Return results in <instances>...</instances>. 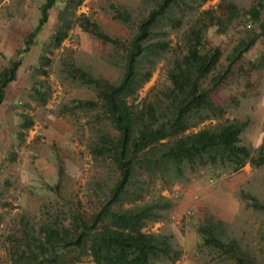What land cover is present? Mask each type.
<instances>
[{"label": "rangeland", "instance_id": "obj_1", "mask_svg": "<svg viewBox=\"0 0 264 264\" xmlns=\"http://www.w3.org/2000/svg\"><path fill=\"white\" fill-rule=\"evenodd\" d=\"M43 1L0 0V67L8 65L11 59L19 60V73L26 79V88L36 85L42 94L39 97L30 93L33 102V98L42 102V109L40 114L32 115L38 122L36 131L30 133L26 129L24 136L17 139L24 142V137L32 135L25 143V154L19 158L20 153L15 152L23 142H10L8 154L0 157V264H26L29 249L22 237L23 226L33 234L46 223L57 222L59 227H69L77 212L89 218L109 195L118 177L116 166L108 157L93 156L90 149L100 134L115 137L118 131L104 112L96 88L69 70L81 68L95 78L110 82L118 80L123 71L126 43L133 35L137 21L151 6V3H142L141 0H80L78 4L77 0H56L49 10L48 20L36 33L34 44L17 56L16 51L23 46L24 38L38 22ZM253 2L261 0H185L174 6L173 15L180 22L170 26L161 20L157 26L159 34L154 38L167 41L168 48L158 56L141 58L140 69L149 75L127 97L129 104L134 109L142 108L144 104L155 102L161 92L170 87L167 69L183 50V36L198 16L211 18L213 22L224 21L223 33H216V26L210 23L203 31L202 39L205 43L220 46L221 55L212 73L226 68L239 39L259 31L258 23L248 21L243 13ZM230 3L236 5L238 14L228 21ZM123 8L129 11V24L113 18L116 10ZM207 9L210 10L209 15L203 13ZM82 15L96 21L119 43L115 46L84 31L77 20ZM65 19L68 20L66 36L55 43L56 32L63 27ZM260 19L264 20V9ZM263 48L264 38L230 66L222 84L208 92L213 105L222 108L221 115L207 119L187 132L225 119L238 117L239 120L251 121L250 111L241 99L248 92H258L264 85V67L256 66L258 52ZM210 76L199 81L202 90L211 87ZM19 99L22 104L27 103V97ZM263 137L264 129L259 145ZM22 161L26 162L24 167ZM201 177H207L217 186H222L227 179L238 183L234 195L240 210L230 222L221 221V238L236 239L251 261L264 264V211L253 208L250 200V196H254L264 204V165L253 167L246 163L235 171L228 167H197L192 171L185 169L184 176L179 179L172 178L171 174L161 177L158 173H148L137 167L122 201L116 207L147 203L155 196L163 195L164 190L172 192L173 186ZM160 213L161 217L147 221L143 230L168 234L172 241L171 224L175 218L171 215V202ZM192 217L193 212L189 208L184 211L180 223L190 225ZM208 219L220 221L211 215ZM173 246L179 253V260L186 255L180 264H236L229 255L212 245H202V240L197 242V238L195 247L189 252L179 249L175 237ZM64 259L67 264H96L87 252L66 253ZM175 259L167 261L168 264H174ZM44 264L51 263L45 261Z\"/></svg>", "mask_w": 264, "mask_h": 264}, {"label": "trees", "instance_id": "obj_2", "mask_svg": "<svg viewBox=\"0 0 264 264\" xmlns=\"http://www.w3.org/2000/svg\"><path fill=\"white\" fill-rule=\"evenodd\" d=\"M55 2H42L38 22L24 38L23 46L16 51L17 56L28 51L34 44L36 33L48 20L49 10ZM79 2L77 0L76 4ZM141 2L151 3V6L137 21L133 35L126 43L123 71L118 80L110 82L95 78L81 68L73 67L69 70L96 88L104 112L118 131L115 137L100 134L90 149L95 157H108L116 166L118 177L102 206L89 218L77 212L69 227H59L57 222L46 223L39 227L36 234L23 226L22 237L29 249L26 264H44L45 261L67 264L64 256L70 252H87L96 264H151L163 258L175 259L179 253L172 247L168 234L143 230L147 221L160 218V211L170 206L168 197L157 195L144 204L116 207L122 201L135 169L138 167L148 173H158L161 177L171 174L172 178L179 179L184 176L185 169L192 171L197 167H228L235 171L246 163L253 167L264 165V137L257 149L242 143L241 122L237 119H225L197 131L187 132L223 112L222 108L213 105L208 92L222 84L230 66L255 47L258 40L264 38V20L260 19L264 0L253 2L243 12L248 21L258 23L259 31L239 39L226 68L216 73L212 72L221 55L220 46L203 42L202 34L210 23L216 26V33H223L224 21L213 22L211 18L202 19V16H198L183 36V50L167 69L170 87L162 91L155 102L134 109L127 97L149 75L140 69L141 58L149 59L167 50V41L154 38L159 34L156 28L161 20L170 26L179 24L180 19L173 15V7L185 0ZM203 13L209 15L210 10H204ZM237 14L236 5L230 3L228 21ZM113 18L129 24L128 9L116 10ZM77 20L84 31L115 46L119 43L118 39L106 34L96 21L84 15ZM64 21L63 27L56 32L55 43L66 36L68 20ZM258 53L256 66L264 67V48ZM19 64V60L11 59L8 65L0 67V103L4 99L7 85L16 79ZM209 75L211 87L202 90L199 81ZM32 87L39 97L42 96L40 88L36 85ZM31 124L27 120L23 126ZM250 200L253 208L264 211V204L256 197L250 196ZM197 229L202 234V245L217 247L233 258L236 264H257L251 261L236 239L221 238V221L206 219Z\"/></svg>", "mask_w": 264, "mask_h": 264}, {"label": "crops", "instance_id": "obj_3", "mask_svg": "<svg viewBox=\"0 0 264 264\" xmlns=\"http://www.w3.org/2000/svg\"><path fill=\"white\" fill-rule=\"evenodd\" d=\"M25 82L26 79L20 77L18 67L16 79L7 85L4 99L0 103V140H2V142H0V157L8 154L7 146L10 142H18V144L19 142H23L17 139L24 136L22 134L26 129L30 133H33L36 131V128H38L36 125L38 122L32 115L33 113H41L42 102L39 103L40 101H37L38 98H33L35 100V102H33L30 93L35 92L33 91V87L26 88ZM259 91V93L248 92L242 96L241 99L243 105H246V108L250 111L248 115H251V121L246 122L241 119L239 120L238 117L236 118L241 122V139L246 145L252 148H256L259 145L264 129V85ZM21 96L27 97V103H21L19 99ZM27 120L31 121L32 124L28 127H24L23 124ZM31 136L32 135L24 137L25 141L16 147L15 152L20 153L19 158L22 154H25L24 146L25 143L29 142ZM25 161H22L23 167L26 165ZM237 184V182H232L230 179H227L222 183V186H217L209 181L207 177H201L184 184L173 186L172 188L174 190H172V192L168 190L163 191L162 194L166 195L171 202V215L175 218V221L171 224V234L173 239L175 237L176 243L180 246L179 249L183 252H189L195 247L196 238L197 242L202 240V234L197 228L208 219L209 215L225 222H230L235 218L240 210L239 201L234 195ZM189 208L192 209L193 212L192 224L187 225L184 222L180 223L184 211ZM173 239L170 243L174 248ZM185 257L186 255H182L180 260L179 258L175 259L174 264H180ZM167 261L169 262L170 258H165L155 264H168Z\"/></svg>", "mask_w": 264, "mask_h": 264}]
</instances>
